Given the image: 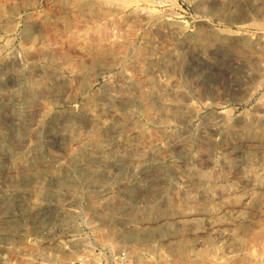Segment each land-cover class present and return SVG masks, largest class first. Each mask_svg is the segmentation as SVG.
I'll return each mask as SVG.
<instances>
[{"label":"rangeland","instance_id":"rangeland-1","mask_svg":"<svg viewBox=\"0 0 264 264\" xmlns=\"http://www.w3.org/2000/svg\"><path fill=\"white\" fill-rule=\"evenodd\" d=\"M0 264H264V0H0Z\"/></svg>","mask_w":264,"mask_h":264},{"label":"bare ground","instance_id":"bare-ground-1","mask_svg":"<svg viewBox=\"0 0 264 264\" xmlns=\"http://www.w3.org/2000/svg\"><path fill=\"white\" fill-rule=\"evenodd\" d=\"M135 101H136V100H135ZM89 111H90V110H89ZM136 119H137V117H136ZM154 119H155V118H154ZM160 123H161V122H160ZM166 123H167V122H166ZM105 148H106V147H105ZM94 156H95V157H98L99 155L95 154Z\"/></svg>","mask_w":264,"mask_h":264}]
</instances>
